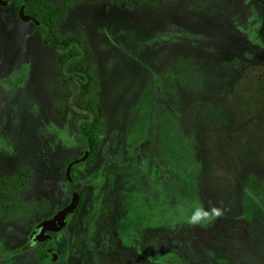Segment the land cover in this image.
Masks as SVG:
<instances>
[{
	"label": "rangeland",
	"instance_id": "374dc122",
	"mask_svg": "<svg viewBox=\"0 0 264 264\" xmlns=\"http://www.w3.org/2000/svg\"><path fill=\"white\" fill-rule=\"evenodd\" d=\"M45 1L88 48L105 126L57 264H264V0ZM59 54L0 7V255L63 207L86 151ZM193 205L223 215L189 226Z\"/></svg>",
	"mask_w": 264,
	"mask_h": 264
},
{
	"label": "trees",
	"instance_id": "16d2710c",
	"mask_svg": "<svg viewBox=\"0 0 264 264\" xmlns=\"http://www.w3.org/2000/svg\"><path fill=\"white\" fill-rule=\"evenodd\" d=\"M7 1L10 2V6L8 8H13L17 17L24 2L25 13L28 16L33 17L38 22V24L33 22L28 24H32L34 28L37 29L38 36L42 41L47 43L53 49L59 51V67L66 72V81L70 87L69 96L73 97L72 105L75 109L80 110L77 133L79 134V138L84 140L87 147L82 159H77L76 161L78 164L73 165L72 168L73 180L80 192L81 201L77 210L68 217L69 220L67 219L66 228L58 233H53L51 235V239L43 243L35 244L29 239L24 246L17 248L14 251L6 252L4 255H0V257L11 259L13 257L27 255L33 252L34 258L38 264H57L61 260V255L58 249V237L67 229L70 220L80 210L84 202L81 187L77 183V171L74 169L76 166H86L92 164L94 157L101 149L104 139L105 126L103 118L97 115L95 109V103L97 100L92 74L87 64L88 48L75 37L60 35V24L63 22L61 11L55 6L48 4L45 0ZM64 198L67 202H64L63 207L59 210L67 206L71 198V189L67 180ZM53 215L50 213V216L47 218H50ZM37 226L38 224L34 226L31 235L34 233ZM49 249H53L54 252L59 255L60 258L57 262H53L52 255L48 252Z\"/></svg>",
	"mask_w": 264,
	"mask_h": 264
},
{
	"label": "water",
	"instance_id": "95a60500",
	"mask_svg": "<svg viewBox=\"0 0 264 264\" xmlns=\"http://www.w3.org/2000/svg\"><path fill=\"white\" fill-rule=\"evenodd\" d=\"M10 2L7 0H0V7H9ZM19 19L23 23H29L33 22L35 24H38V22L31 16H28L25 13V3L23 2V5L18 13ZM78 164V162H76ZM71 167H68L66 170V180L70 186L71 189V200L70 203L58 211L53 217L47 218L43 221H41L38 226L36 227L34 233L30 237V241L32 243H43L49 239H51V235L53 233H58L66 228L67 226V219L70 215H72L77 208L79 207L81 198H80V192L77 188V185L75 181L73 180L72 176V168L73 165H70ZM49 254L52 255L53 262H57L59 260V255L54 252L53 249L48 250Z\"/></svg>",
	"mask_w": 264,
	"mask_h": 264
},
{
	"label": "clouds",
	"instance_id": "9594fccd",
	"mask_svg": "<svg viewBox=\"0 0 264 264\" xmlns=\"http://www.w3.org/2000/svg\"><path fill=\"white\" fill-rule=\"evenodd\" d=\"M185 209L180 208L179 212L185 223L189 226H204L212 223L216 218L223 215V209L215 205H210V208L206 210L202 205H193L190 215H185Z\"/></svg>",
	"mask_w": 264,
	"mask_h": 264
},
{
	"label": "flooded vegetation",
	"instance_id": "af4514ba",
	"mask_svg": "<svg viewBox=\"0 0 264 264\" xmlns=\"http://www.w3.org/2000/svg\"><path fill=\"white\" fill-rule=\"evenodd\" d=\"M70 200H71V198H70ZM70 200H69L68 204L70 203ZM68 204H67V205H68ZM65 207H66V206H65ZM62 209H63V208H62ZM59 211H60V210H59ZM56 213H57V212H56ZM56 213H55V214H56ZM55 214H54V215H55ZM54 215H53V216H54ZM53 216H52V217H53ZM68 220H69V219H68ZM30 237H31V235H30ZM29 239H30V238H29Z\"/></svg>",
	"mask_w": 264,
	"mask_h": 264
}]
</instances>
